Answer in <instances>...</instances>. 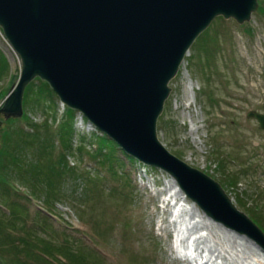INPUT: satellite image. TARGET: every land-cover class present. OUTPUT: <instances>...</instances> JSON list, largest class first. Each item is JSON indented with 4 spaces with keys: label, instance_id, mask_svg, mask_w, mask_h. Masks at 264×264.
Instances as JSON below:
<instances>
[{
    "label": "rangeland",
    "instance_id": "obj_1",
    "mask_svg": "<svg viewBox=\"0 0 264 264\" xmlns=\"http://www.w3.org/2000/svg\"><path fill=\"white\" fill-rule=\"evenodd\" d=\"M257 1L248 22L217 17L192 44L169 83L157 136L264 229V129L247 116L264 114V0ZM0 67V93H8L20 61L1 28ZM42 95L29 97L23 116L39 127L37 142L48 145L34 142L25 160L41 159L45 173L38 189L17 175L15 191L0 183V201L22 205L15 218L0 203L2 264H264L262 250L210 221L164 171L129 160L106 141L103 154L111 152L112 162L96 155L101 133L78 112L72 149H64L57 130L65 107L55 95ZM0 121V144L3 130H28L23 118L10 123L0 115ZM231 173L237 186H230ZM177 234L180 251L172 246Z\"/></svg>",
    "mask_w": 264,
    "mask_h": 264
},
{
    "label": "water",
    "instance_id": "obj_2",
    "mask_svg": "<svg viewBox=\"0 0 264 264\" xmlns=\"http://www.w3.org/2000/svg\"><path fill=\"white\" fill-rule=\"evenodd\" d=\"M257 8V0H0V28L20 59L0 114L21 118L25 89L40 79L126 155L169 174L208 217L264 251V232L221 185L157 136L168 84L197 37L217 17L243 24ZM247 116L264 129V114Z\"/></svg>",
    "mask_w": 264,
    "mask_h": 264
},
{
    "label": "trees",
    "instance_id": "obj_3",
    "mask_svg": "<svg viewBox=\"0 0 264 264\" xmlns=\"http://www.w3.org/2000/svg\"><path fill=\"white\" fill-rule=\"evenodd\" d=\"M261 11L264 12V9H260ZM5 61V59H4ZM6 65V62H5ZM1 71H4L2 67H0ZM39 85L36 83L30 84L25 91L24 95V104L26 106L27 101L30 96H35L34 98L39 99L42 94L48 93L49 97L54 96L53 92L49 89L48 85L40 80H38ZM5 92V91H4ZM3 91L0 93V103L3 102L5 96L7 93H4ZM32 96V97H33ZM74 116L75 112L65 108L64 112V119H61V122L58 127V137L60 139V144L64 149H72V138L76 135V132L74 131ZM57 119L56 115L54 117ZM23 120L25 121L26 127L28 130H25L23 128H13L12 132L10 130H3V137L4 140L0 144V183H2L3 188L5 189H12L15 191V188L13 187V178L12 175H17L18 179L23 185H29L28 183H34L33 187L35 185V188H39L38 184L39 181L42 180V176H44V170L42 169V160L40 159L39 161H31V160H25L26 154L25 152L29 149V147L34 144V142H37V140L40 138V129L33 123L26 114L23 117ZM14 119L8 120V122H14ZM17 121V120H16ZM4 127L0 126V130H2ZM17 137L19 139H17ZM97 139V144H98V150L95 153L96 155L98 154H103L104 149L106 147L103 144L104 141L108 142V146H113V148L116 147V145L110 141L108 138L105 136H96ZM101 142H100V141ZM38 143V142H37ZM39 144V143H38ZM40 147L43 149L47 144H44L43 142L39 144ZM48 146V145H47ZM52 146L49 145V148ZM105 147V148H104ZM48 148V149H49ZM78 151L82 150V147L77 148ZM105 156V159L107 162L111 163L113 160V155L111 152L103 154ZM129 160H132L131 158H128ZM63 163H62V162ZM65 162L64 155H61L59 163L60 166L63 165ZM238 172V171H237ZM230 173V172H229ZM228 178L230 181H233V183L230 186H237L239 182H237L235 179L236 173H231L228 174ZM30 187V185H29ZM32 191V192H31ZM31 195H34L36 192L31 190ZM49 199V198H48ZM1 204H4L5 206L9 207L12 209L13 216L17 218L16 215L19 214V210H17V207H22L21 204L17 202H5V200L0 201ZM11 213V214H12ZM256 224H258L257 219H253ZM4 223V222H3ZM261 228H263L260 224H258ZM1 226V224H0ZM3 229L6 227L2 226ZM264 231V229H263ZM45 242V241H42ZM32 244H28L30 246ZM41 245V244H39ZM38 247V246H35ZM41 249V246H40ZM43 249V246H42ZM45 250L43 249V252ZM46 253V251H45ZM51 253V252H50Z\"/></svg>",
    "mask_w": 264,
    "mask_h": 264
},
{
    "label": "bare ground",
    "instance_id": "obj_4",
    "mask_svg": "<svg viewBox=\"0 0 264 264\" xmlns=\"http://www.w3.org/2000/svg\"><path fill=\"white\" fill-rule=\"evenodd\" d=\"M173 184H174V186L179 190L180 194L182 195V197H183L184 199H189V197L184 193V191H182V190L179 188L177 182H175V181L173 180ZM204 214H205V213H204ZM205 216H206L210 221H212V222H214V223H216V224L222 226L225 230H227V231H229V232H231V233H233V234H235V235H237V236H239V237H243V238H245V239H246V240H247L252 246H255L257 249H260V250L263 251V249H261L258 245H256L253 241H251V240L248 239L247 237L242 236V235H240V234H238V233H236V232H234V231H232V230L226 228V227L223 226L222 224H220V223H218V222L212 220V219H211L210 217H208L206 214H205ZM177 236H178V234H177ZM175 246H176V247L179 246L178 238H177V240H176V242H175ZM263 252H264V251H263ZM186 259H187V258H186ZM201 261H202V260H201L200 258L197 257V262H200V263H201ZM209 261H210V260L205 261V264H208Z\"/></svg>",
    "mask_w": 264,
    "mask_h": 264
}]
</instances>
